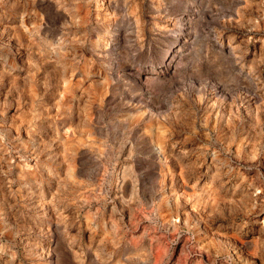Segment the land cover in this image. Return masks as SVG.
<instances>
[{
    "label": "rangeland",
    "instance_id": "rangeland-1",
    "mask_svg": "<svg viewBox=\"0 0 264 264\" xmlns=\"http://www.w3.org/2000/svg\"><path fill=\"white\" fill-rule=\"evenodd\" d=\"M0 23V264H264V0Z\"/></svg>",
    "mask_w": 264,
    "mask_h": 264
},
{
    "label": "bare ground",
    "instance_id": "bare-ground-1",
    "mask_svg": "<svg viewBox=\"0 0 264 264\" xmlns=\"http://www.w3.org/2000/svg\"><path fill=\"white\" fill-rule=\"evenodd\" d=\"M87 2H88V1H87ZM101 2H102V1H101ZM101 2H100V3H101ZM92 3H93V2H92ZM78 4H79V3H78ZM94 5L97 6V8H99L100 11H103V12H104V13H103L104 15L107 14L105 10H108V9H105L106 7L104 8V6H103L104 4L101 5V4H99L98 2H95ZM15 6H16V5H15ZM75 6H76V5H75ZM81 8H82V7H81ZM22 9H23V8H22ZM77 9H80V8L77 7ZM99 9H98V10H99ZM80 10H81V9H80ZM82 10H83V9H82ZM110 10H111V9H110ZM242 10H243V9H242ZM17 13H18V12H17ZM78 13H79V12H78ZM79 15H80V14H79ZM82 15H83V14H82ZM107 15H109V14H107ZM110 15H111V14H110ZM83 16H84V15H83ZM105 17H107V16H105ZM22 18H23V17H22ZM107 18H108V17H107ZM23 20H24V19H23ZM76 20H77V19H76ZM15 22H16V21H15ZM23 23H24V22H23ZM109 23H110V22H109ZM0 24H2V23H0ZM15 24H16V23H15ZM117 26H118V25H117ZM14 28H15V27H14ZM109 28H110V27H109ZM18 29H19V28H18ZM20 29H21V28H20ZM5 30H6V29H5ZM5 30H4V31H5ZM7 30H8V29H7ZM11 30H12V29H11ZM9 32H10V31H9ZM7 33H8V32H7ZM7 33H6V34H7ZM17 33H18V32H17ZM96 33H97V32H96ZM107 33H108V37H113L114 29H110ZM107 33H106V34H107ZM19 34H20V32H19ZM100 38H101V37H100ZM100 38L97 39V43H100V41H101ZM8 39H9V38H8ZM22 40H23V39H22ZM95 41H96V40H95ZM102 44H103V42H102ZM98 48H99V47H98ZM51 50H52V49H51ZM247 50H248V49H247ZM64 52H65V51H64ZM45 59H46V58H45ZM48 59H49V58H48ZM61 64H62V63H61ZM41 68H42V67H41ZM72 70H73V69H72ZM20 73H21V72H20ZM20 78H21V77H20ZM93 84H94V83H93ZM107 88H108V87H107ZM6 91H7V90H6ZM92 91H93V90H92ZM85 92H86V91H85ZM94 93H95V92H94ZM59 96H60V95H59ZM100 98H101V97H100ZM113 98H114V97H113ZM77 99H78V98H77ZM102 99H103V98H102ZM62 100H63V99H62ZM66 101H67V100H66ZM70 101H71V100H70ZM94 101H95V100H94ZM100 101H101V100H100ZM63 102H65V101L63 100ZM90 102H91V100H90ZM104 102H105V101H104ZM104 102H103V103H104ZM58 103H59V102H58ZM98 104H99V103H98ZM62 105H64V104H62ZM56 106H57V105H56ZM56 106H55V107H56ZM88 106H89V105H88ZM66 109H67V108H66ZM57 111H58V110H57ZM59 111H60V109H59ZM60 112H61V111H60ZM98 112H100V111H98ZM23 113H24V112H23ZM65 115H66V114H65ZM126 116H127V115H126ZM61 118H62V117H61ZM62 119H63V118H62ZM93 120H94V119H93ZM129 120H130V119H129ZM57 121H58V120H57ZM65 121H66V120H65ZM25 122H26V121H25ZM125 123H126V122H125ZM201 123H202V122H201ZM127 124H128V123H127ZM63 125H64V124H63ZM88 126H89V125H88ZM22 130H23V129H22ZM61 130H63V129H61ZM70 130H71V129H70ZM158 130H159V129H158ZM97 132H98V131H97ZM57 133H58V132H57ZM60 134H61V133H60ZM71 134H72V133H71ZM93 134H94V133H93ZM157 134H158V132H157ZM121 135H122V134H121ZM164 135H165V134H164ZM82 137H83V135H82ZM72 138H73V137H72ZM151 138H152V137H151ZM84 140H85V139H84ZM86 140H88V139H86ZM78 141H79V140H78ZM66 142H68V141H66ZM82 142H83V141H82ZM93 142H94V141H93ZM85 144H86V143H85ZM155 145H156V144H155ZM155 145H154V146H155ZM82 146H83V145H82ZM235 146H236V145H235ZM237 146H238V145H237ZM75 147H76V146H75ZM85 147H86V146H85ZM56 148H57V147H56ZM76 149H77V148H76ZM98 149H99V148H98ZM83 150H84V149H83ZM99 150H100V149H99ZM244 150H245V149H244ZM100 151H101V150H100ZM82 152H83V151H82ZM87 152H88V151H87ZM96 152H98V151H96ZM96 152H95V153H96ZM36 155H37V154H36ZM42 155H43V154H42ZM47 155H48V154H47ZM25 157H26V156H25ZM46 157H47V156H46ZM70 170H71V169H70ZM77 171H78V170H77ZM52 181H53L52 177L47 178V180L45 181V184H46V185H49ZM68 181H69V180H68ZM61 182H62V181H61ZM51 184H52V183H51ZM159 188H160V187H159ZM49 197H50V196H49ZM43 212H44V211H43ZM162 220H163V219H162ZM169 221H170V220H169ZM90 232H91V231H90ZM238 248H239V247H238ZM242 250H243V249L240 248V251H242ZM237 251H239V250H237ZM75 257H76V256H75Z\"/></svg>",
    "mask_w": 264,
    "mask_h": 264
}]
</instances>
